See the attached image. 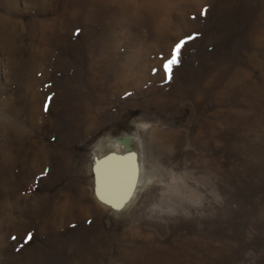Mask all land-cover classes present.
Here are the masks:
<instances>
[{
    "label": "rangeland",
    "instance_id": "obj_1",
    "mask_svg": "<svg viewBox=\"0 0 264 264\" xmlns=\"http://www.w3.org/2000/svg\"><path fill=\"white\" fill-rule=\"evenodd\" d=\"M125 135L116 214L91 170ZM0 264H264V0H0Z\"/></svg>",
    "mask_w": 264,
    "mask_h": 264
},
{
    "label": "bare ground",
    "instance_id": "obj_2",
    "mask_svg": "<svg viewBox=\"0 0 264 264\" xmlns=\"http://www.w3.org/2000/svg\"><path fill=\"white\" fill-rule=\"evenodd\" d=\"M171 140L172 138L169 136L165 139L158 137L153 140V143L159 151ZM136 146L141 150L144 149L143 142L138 136L129 135H125L123 138H108L95 146L94 160L96 163L91 170L94 185L93 195L97 197L104 208L116 214L122 212L126 205L133 201L135 194L149 179L141 177L147 171L145 154L143 151H138ZM102 195L112 202L105 203L101 199ZM117 201L121 203L119 208L112 206Z\"/></svg>",
    "mask_w": 264,
    "mask_h": 264
},
{
    "label": "snow or ice",
    "instance_id": "obj_3",
    "mask_svg": "<svg viewBox=\"0 0 264 264\" xmlns=\"http://www.w3.org/2000/svg\"><path fill=\"white\" fill-rule=\"evenodd\" d=\"M194 39V37H188V40ZM186 43L185 40H181L171 51L169 59L165 62L163 65L164 71L168 78H171V72L172 68L177 65L180 62V53L181 49ZM111 159V158H110ZM131 159V157H129ZM101 199L104 200L105 203H111L112 201L110 199H105L104 196H101ZM113 207L119 208L121 206V203L119 201L113 203Z\"/></svg>",
    "mask_w": 264,
    "mask_h": 264
}]
</instances>
